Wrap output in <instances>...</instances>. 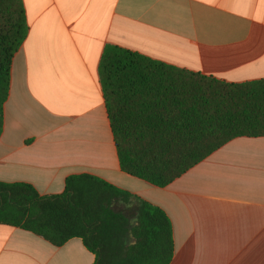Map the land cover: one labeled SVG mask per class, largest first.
<instances>
[{
	"label": "crops",
	"instance_id": "crops-1",
	"mask_svg": "<svg viewBox=\"0 0 264 264\" xmlns=\"http://www.w3.org/2000/svg\"><path fill=\"white\" fill-rule=\"evenodd\" d=\"M28 35L12 61L0 181L61 194L92 174L161 207L170 264H264V137L228 141L159 188L121 168L99 66L118 46L228 83L264 79V0H23ZM80 238L61 246L0 224V264H94Z\"/></svg>",
	"mask_w": 264,
	"mask_h": 264
},
{
	"label": "trees",
	"instance_id": "trees-1",
	"mask_svg": "<svg viewBox=\"0 0 264 264\" xmlns=\"http://www.w3.org/2000/svg\"><path fill=\"white\" fill-rule=\"evenodd\" d=\"M28 35L23 0H0V136L12 61ZM100 80L122 170L164 188L228 141L264 137V79L228 83L107 46ZM0 224L54 246L80 238L94 264H170L173 224L142 197L92 174L66 178L61 194L0 181Z\"/></svg>",
	"mask_w": 264,
	"mask_h": 264
}]
</instances>
